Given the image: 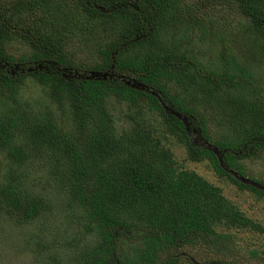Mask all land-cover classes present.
I'll return each instance as SVG.
<instances>
[{
    "label": "trees",
    "instance_id": "trees-1",
    "mask_svg": "<svg viewBox=\"0 0 264 264\" xmlns=\"http://www.w3.org/2000/svg\"><path fill=\"white\" fill-rule=\"evenodd\" d=\"M201 2L220 13L219 22ZM223 3L230 14L244 18L226 16L218 9ZM106 22L115 37L102 51L103 64L68 54L73 40L91 39V26ZM101 27L100 32L108 30ZM170 27L176 29L165 41L161 34ZM192 29L200 32V40L222 48L217 54L223 61L220 73L184 49L192 43L186 37ZM15 40L26 43L30 52H7ZM236 50L243 51L246 61H239ZM262 57L264 0H0V151L7 162L0 177V216L21 227L40 221V232L33 234L37 246L48 241L43 233L54 229L61 246L64 240L68 245L80 242L75 234L70 240L64 237L67 224L82 217L69 215L61 229L55 212L83 210L85 228L95 229L98 237L94 245L74 253L73 264H178L174 257L164 261L161 253L199 239L212 242L217 225L263 230L220 186L178 164L143 120L147 105L162 116L166 131L185 144L189 159H208L218 175L264 195V189L226 171L213 148L194 142L184 122L152 93L187 116L194 110L171 95L167 84L185 91L193 86L205 94L228 126L214 140L201 116L204 140L222 151L226 166L247 177L240 160L264 149L262 75L251 64ZM94 71L112 76L87 78ZM30 77L46 100H24L21 90ZM125 100L139 108L128 116L132 127L118 135L112 104ZM246 147L254 149L244 154ZM128 232L142 233L134 256L118 252V242ZM46 253L51 254L49 249ZM49 259L59 264L56 254Z\"/></svg>",
    "mask_w": 264,
    "mask_h": 264
},
{
    "label": "rangeland",
    "instance_id": "rangeland-1",
    "mask_svg": "<svg viewBox=\"0 0 264 264\" xmlns=\"http://www.w3.org/2000/svg\"><path fill=\"white\" fill-rule=\"evenodd\" d=\"M205 7V11L208 12L213 21L220 19L219 12L212 13V5L201 2ZM218 9L223 12L229 18L236 14H230V8L225 3L218 6ZM206 17V15H204ZM235 17H239L236 15ZM244 18V17H239ZM102 25L108 28L100 32ZM111 24L108 22L92 25L91 30L94 34L91 39L86 41L73 40L68 46V54L78 61H84L94 64H103L102 58L104 55L102 51L106 49L110 39L113 36L110 33ZM176 27H170L168 32L161 34L162 39L167 41L172 37ZM168 33V34H167ZM200 32L197 29H192V32H188L186 37L192 39V43L185 48L192 50L197 55L199 62L207 69H217L220 73L222 69V62L217 59L218 52H221L219 46L212 41H205L199 39ZM109 36L110 38H107ZM10 48L7 52L15 54H28L29 48L21 40H15L10 42ZM237 51V50H236ZM245 52V51H244ZM236 54L240 57L239 61H246L243 55V51H237ZM250 63V62H249ZM252 70L262 75V81L259 79L258 84L264 91V57L251 63ZM170 94L178 98V100L190 110L187 112L189 116L194 117L195 125H200V117L204 116L207 121V127L209 128V135L214 140H220L221 135L227 132V122L222 118V113L214 105H210L206 102L205 94L196 90L193 86L188 90H182L177 87L176 84L172 85L169 82ZM224 90H228L227 85L222 87ZM233 91V90H232ZM234 91H237L235 88ZM22 96L25 101L31 104L35 99L46 100L47 97L43 92L41 86H39L33 78H28L21 90ZM214 102V99L211 100ZM47 102V101H46ZM202 102L206 103L204 106ZM140 103L145 102L141 101ZM44 103H41L36 109L40 111L43 109ZM138 105L128 102H117L112 104V116L114 119L115 133L120 135L123 131L127 130L130 120L128 116L134 115L139 107ZM0 108L2 103L0 99ZM143 120L153 129V134L162 140V144L169 149L173 158L177 163L183 167H187L189 170H193L199 175L203 176L206 180L214 183L222 188V193L227 199L242 211L246 217L252 219L256 224H259L263 230L253 228L251 226H238L227 227L225 225H217L215 227L216 235L223 234L226 237L218 239L216 235L212 236V242L203 241L199 239L197 243L183 244L169 249H165L161 253V258L166 261L168 257H174L178 260V264H264V195H258L253 190L242 189L236 183L229 180L227 177L218 175L215 168L212 167L211 162L206 159L203 161H193L189 159L188 150L185 144L179 143L173 135H170L166 131V125L162 120V116L155 111L150 110L147 105L143 109ZM254 149V148H253ZM253 149L246 147L242 152L248 154ZM242 165L245 167V171L248 178L258 179L261 182V186H264V149L257 151L256 155L249 157H243L241 160ZM179 166V165H178ZM7 168V162L5 160L4 153L0 151V177L2 168ZM42 190V185L36 188ZM66 211V210H65ZM55 212L60 220L57 221L62 228L66 226V218L69 215H73L78 212L79 216L83 218V210L74 208L73 211L68 212ZM55 215V216H56ZM78 218L74 223H68L69 230L65 234L64 239L70 240L72 234L80 236V242H74L71 245L67 244V241H63V244L59 246L56 244V231L47 230L43 233V236L48 240L42 242L37 246L36 240L38 237L33 238V234L40 232V221L37 223H31L23 227L16 224L13 220H9L6 216H0V264H56L51 259L55 257V254L59 257V264H73L72 259L76 256L74 253H79L85 249L84 246H91L95 244L97 239V232L94 230H87L85 228L86 220ZM51 225L50 228H53ZM63 233L65 230L62 231ZM129 236H123L122 240L118 242V252H128L130 256H134V248L139 247L141 234L128 232ZM26 241H29L28 243ZM46 245V248H42L41 245ZM50 250V255L46 253ZM253 252L255 254L253 255ZM74 254V255H73ZM163 261V262H164ZM58 264V263H57Z\"/></svg>",
    "mask_w": 264,
    "mask_h": 264
},
{
    "label": "water",
    "instance_id": "water-1",
    "mask_svg": "<svg viewBox=\"0 0 264 264\" xmlns=\"http://www.w3.org/2000/svg\"><path fill=\"white\" fill-rule=\"evenodd\" d=\"M91 75L87 76V78H98V79H104L106 78L108 75H110V77L112 76L111 73H105V72H98V71H94V72H91L90 73ZM135 86V84H134ZM152 93L154 95H156L158 98H160L159 94L157 92H155L154 90H152ZM163 106H165V110L169 113V114H172L174 116H176L177 118L181 119L185 126H186V129L188 130L189 129V123H188V117L180 112V111H177L175 110L173 107L169 106V105H166L163 101ZM207 147H210V148H213V150L217 153L218 155V159L220 161V164L222 165V167L228 171L230 174H232L236 179H238L240 182L244 183V184H247V185H252V186H255L257 188H264V186H261L262 184L255 181V180H252L250 178H247V177H244L242 175H240L237 171H235L234 169L226 166V164L222 161V151H220L217 147H215L214 145L210 144V145H207Z\"/></svg>",
    "mask_w": 264,
    "mask_h": 264
},
{
    "label": "flooded vegetation",
    "instance_id": "flooded-vegetation-1",
    "mask_svg": "<svg viewBox=\"0 0 264 264\" xmlns=\"http://www.w3.org/2000/svg\"><path fill=\"white\" fill-rule=\"evenodd\" d=\"M194 120H195L194 117L191 118V116H189V121H188L189 129H188V132L193 137L194 142H196L198 145H200V144L204 145V144H206L205 140H204L205 138L203 137L201 130H199V125H195Z\"/></svg>",
    "mask_w": 264,
    "mask_h": 264
},
{
    "label": "clouds",
    "instance_id": "clouds-1",
    "mask_svg": "<svg viewBox=\"0 0 264 264\" xmlns=\"http://www.w3.org/2000/svg\"><path fill=\"white\" fill-rule=\"evenodd\" d=\"M159 100L162 102V98H161V96H160ZM163 102H164V101H163ZM168 102H169V101H168ZM168 102H167V103H168ZM164 103H165V102H164ZM167 103H165V104H166V105H169V106H171V107H173L172 104H171V102H169L171 105H170V104H167ZM173 108H174V107H173ZM174 109H175V108H174ZM175 110H176V109H175ZM180 112H181V111H180ZM182 113H183V112H182ZM185 115H186V114H185ZM186 116H187V115H186ZM188 116H189V114H188ZM188 116H187V117H188ZM188 121H189V120H188ZM205 143H206V144H204V145L207 146L208 144H207L206 141H205ZM199 144H200V143H199ZM200 145H201V144H200ZM247 178H248V177H247ZM250 179H251V178H250ZM257 182H258V181H257ZM259 183H260V182H259ZM254 187H255V186H254ZM255 188H257V187H255ZM258 189H264V188H258Z\"/></svg>",
    "mask_w": 264,
    "mask_h": 264
}]
</instances>
